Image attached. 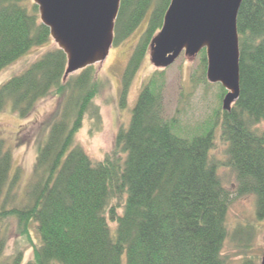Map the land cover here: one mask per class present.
<instances>
[{"label":"trees","instance_id":"trees-1","mask_svg":"<svg viewBox=\"0 0 264 264\" xmlns=\"http://www.w3.org/2000/svg\"><path fill=\"white\" fill-rule=\"evenodd\" d=\"M169 2L120 0L114 45L150 13L121 75V106ZM36 7L29 0H0V71L46 46L25 70L0 85V111L10 107L24 119L38 100L64 94L66 100L39 139L28 202L20 208L1 202L13 180L11 153L0 140V254L6 220L14 219L19 236L27 237L33 224L38 238L33 259L25 264H228L221 250L230 192L209 154L212 131L191 137L174 132L175 118L162 115L165 70H154L141 84L112 151L90 157L74 136L83 118L98 117L93 68L65 76L66 55L52 45ZM238 8L239 96L229 111H218L219 134L228 145L235 192L254 196L259 221L264 218V0H242ZM200 62L204 73V50ZM220 91L222 100L225 90ZM252 231L253 226L239 230L247 237ZM10 259L2 264H19L20 251Z\"/></svg>","mask_w":264,"mask_h":264},{"label":"rangeland","instance_id":"rangeland-1","mask_svg":"<svg viewBox=\"0 0 264 264\" xmlns=\"http://www.w3.org/2000/svg\"><path fill=\"white\" fill-rule=\"evenodd\" d=\"M29 1L33 3L32 0ZM149 15L150 13L147 12L142 22L125 40L115 45L112 43L109 53L103 61L89 65L93 68V80L98 86V93L93 97V103L98 107V117L97 119L95 117L88 118V116L83 118V124L76 132L74 140L90 157L102 158L112 151L114 137L118 129L126 127L129 123L131 110L136 102L141 84L154 70H158L151 64L147 54L128 85L125 104L121 106V75L129 54L132 53L147 25ZM51 42L56 46L53 40ZM45 47H36L30 50L16 62L2 69L0 85L13 75L25 70L34 59L40 56ZM201 51L193 57L181 52L176 60L164 69L166 84L163 91L162 115L165 119L175 118V125L178 128L174 132L179 136L191 137L212 131L214 147L209 154L214 161L217 160V164H219L217 174L223 186L230 192L225 220L228 235L222 245L221 253L226 257L228 264H244L247 260H252L254 264H260L263 250L264 218L258 221L254 215L255 198L253 195H238L235 192V173L227 164L228 145L225 141L223 142L219 134L218 111L222 109V100L220 99L222 86L220 83L207 81L205 72H202ZM65 100L66 94L38 100L24 119H21L10 107H7L6 111H0V140L10 150L12 157V169L9 174L10 180L13 182L10 183V190L1 194V202L5 201L4 204L7 207L14 205L20 208L27 204L28 195L26 193L41 144L38 145L39 139L43 138L48 120L52 118L54 112ZM214 120H216V124ZM5 197H7L6 200ZM6 222L7 227L4 234L7 240L3 252L0 254V264L8 262L18 250L21 255L19 264H25L33 259V251L38 243L35 227L32 224V231H29L27 237L19 236L16 233L15 220L8 219ZM251 225L254 229L250 233L251 236L247 237L239 232L241 228L242 232L247 231L252 227ZM110 226L112 229L113 224ZM111 234L115 236V229Z\"/></svg>","mask_w":264,"mask_h":264},{"label":"water","instance_id":"water-1","mask_svg":"<svg viewBox=\"0 0 264 264\" xmlns=\"http://www.w3.org/2000/svg\"><path fill=\"white\" fill-rule=\"evenodd\" d=\"M242 0H170L160 31L151 39L149 58L166 68L178 55L195 56L204 49L206 79L227 92L222 109L239 96L237 13ZM40 21L66 55L65 76L106 58L113 43L120 0H33ZM263 251L260 264H264Z\"/></svg>","mask_w":264,"mask_h":264}]
</instances>
